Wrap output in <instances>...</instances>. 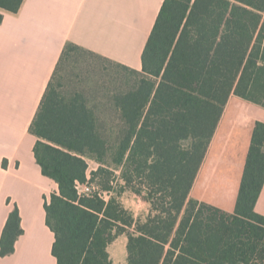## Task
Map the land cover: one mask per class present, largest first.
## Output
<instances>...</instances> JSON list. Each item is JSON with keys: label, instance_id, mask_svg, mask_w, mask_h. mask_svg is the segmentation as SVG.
<instances>
[{"label": "trees", "instance_id": "obj_1", "mask_svg": "<svg viewBox=\"0 0 264 264\" xmlns=\"http://www.w3.org/2000/svg\"><path fill=\"white\" fill-rule=\"evenodd\" d=\"M24 0H0L17 13ZM50 81L30 133L42 173L58 184L45 201L57 264H114L109 246L127 237V264H264V123L256 122L235 209L191 198V192L231 97L264 108V0H165L142 55L136 80L112 97L119 125H100L78 93ZM92 172L108 201L79 196L76 182ZM120 171L123 185L113 186ZM131 191L150 205L137 218L121 197ZM24 230L15 205L0 255L15 252Z\"/></svg>", "mask_w": 264, "mask_h": 264}, {"label": "crops", "instance_id": "obj_2", "mask_svg": "<svg viewBox=\"0 0 264 264\" xmlns=\"http://www.w3.org/2000/svg\"><path fill=\"white\" fill-rule=\"evenodd\" d=\"M164 1L24 0L17 13L3 12L0 242L15 205L24 233L12 255H0V264H57L52 254L55 234L46 223L45 201L58 191V184L42 173L34 153L38 139L30 133V128L65 48L73 44L109 62L141 71L142 55ZM234 102L239 107L232 110L227 123ZM256 122L264 123V108L231 97L195 180L191 198L234 211ZM219 138L223 140L217 155L220 158H215L207 169ZM229 158L234 169L222 176L219 170ZM209 195L213 199L209 200ZM255 209L264 216V187ZM124 240L127 251V237Z\"/></svg>", "mask_w": 264, "mask_h": 264}, {"label": "rangeland", "instance_id": "obj_3", "mask_svg": "<svg viewBox=\"0 0 264 264\" xmlns=\"http://www.w3.org/2000/svg\"><path fill=\"white\" fill-rule=\"evenodd\" d=\"M135 80L136 77L132 73L125 71L119 65L109 62L93 53L79 49L70 51L69 57L62 63L56 79L63 94L67 97H71L76 93L81 95L99 118L100 125L108 129L111 126L120 124L118 120L119 112L112 102L113 95L130 88ZM237 107L239 105L236 102L231 105L227 123H229L233 115L232 110ZM226 127H224V131ZM222 143V138H219L207 165V169L211 168L215 158H220L217 155L219 154L218 150L221 148ZM88 163L89 176L87 181L101 188L100 180L92 178V172L96 171L99 165L92 159H88ZM223 164L219 170L220 174L222 176L230 174L234 169L231 158L225 160ZM115 176L117 178L113 177V186L118 190V185H123V181L119 178L120 171H117ZM134 195L131 191H126L122 194L121 200L125 207L132 211L137 218L144 219L150 207H145L143 199L136 195L138 199ZM208 199H213V196L209 195ZM125 237H119L109 246L108 251L115 264H126L127 251Z\"/></svg>", "mask_w": 264, "mask_h": 264}, {"label": "built area", "instance_id": "obj_4", "mask_svg": "<svg viewBox=\"0 0 264 264\" xmlns=\"http://www.w3.org/2000/svg\"><path fill=\"white\" fill-rule=\"evenodd\" d=\"M76 190L79 196L91 197L97 195L106 201H108L112 195L111 193L102 190V188L99 186L91 184L88 181L84 183L76 182Z\"/></svg>", "mask_w": 264, "mask_h": 264}]
</instances>
